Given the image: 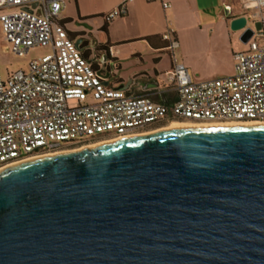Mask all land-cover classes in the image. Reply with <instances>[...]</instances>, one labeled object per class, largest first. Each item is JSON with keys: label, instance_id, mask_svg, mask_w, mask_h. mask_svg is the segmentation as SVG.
<instances>
[{"label": "water", "instance_id": "water-1", "mask_svg": "<svg viewBox=\"0 0 264 264\" xmlns=\"http://www.w3.org/2000/svg\"><path fill=\"white\" fill-rule=\"evenodd\" d=\"M247 22H229L242 44ZM0 264H264V126L163 129L1 169Z\"/></svg>", "mask_w": 264, "mask_h": 264}, {"label": "built area", "instance_id": "built-area-1", "mask_svg": "<svg viewBox=\"0 0 264 264\" xmlns=\"http://www.w3.org/2000/svg\"><path fill=\"white\" fill-rule=\"evenodd\" d=\"M134 0H119L103 19L124 17ZM65 0H0V47L18 57L46 52L26 69L0 74V170L83 143L142 134L180 120L190 123H264V0H240L248 22L259 23L245 50L233 55V73L196 82L178 61L175 31L161 35L171 67L159 76L177 101L127 96L104 84L59 14ZM164 9L167 3H162Z\"/></svg>", "mask_w": 264, "mask_h": 264}, {"label": "crops", "instance_id": "crops-1", "mask_svg": "<svg viewBox=\"0 0 264 264\" xmlns=\"http://www.w3.org/2000/svg\"><path fill=\"white\" fill-rule=\"evenodd\" d=\"M118 2L65 0L59 19L68 36L80 40L93 68H101L105 86L127 96L148 94L165 104L175 100L159 83L171 67L161 39L168 28L175 31L178 61L196 82L231 75L233 55L245 50L237 45L241 32L229 27L230 20L248 17L240 0H134L124 17L105 23L103 16Z\"/></svg>", "mask_w": 264, "mask_h": 264}, {"label": "rangeland", "instance_id": "rangeland-1", "mask_svg": "<svg viewBox=\"0 0 264 264\" xmlns=\"http://www.w3.org/2000/svg\"><path fill=\"white\" fill-rule=\"evenodd\" d=\"M246 28L254 29V23H250L249 25H247ZM239 32H241L240 34H242L243 30H240ZM237 41H239V40L237 39ZM237 45L239 47L238 48L239 50L241 48L242 49L246 48V44L242 45L239 42H237ZM45 52H46V50H44V49H38V50L30 51L28 53V55H26L24 57H18V56L13 55V54H5V53H3L1 51V47H0V74H1V76L5 77L6 74H8L10 72H14V71H17L19 69H26L29 59L35 58V57H39V56L43 55ZM175 121L184 122V121H180V120H173L171 122H175ZM171 122L164 123V124H161V125H159L157 127L146 129V130L141 131V132L150 133L152 131L168 127L171 124ZM86 145H90V144L89 143L78 144V145H75L74 147H70V148H68L66 150H79L81 148L88 147Z\"/></svg>", "mask_w": 264, "mask_h": 264}, {"label": "bare ground", "instance_id": "bare-ground-1", "mask_svg": "<svg viewBox=\"0 0 264 264\" xmlns=\"http://www.w3.org/2000/svg\"><path fill=\"white\" fill-rule=\"evenodd\" d=\"M238 126H241V127L264 126V123H252L251 122V123L201 124V123H190V122H177V121H175V122H171V124L168 127L161 128L159 130H155V131H152L150 133H153V132H156V131H160V130H163V129H172V128H188V127L206 128V127H238ZM150 133H142V134H137V135H145V134H150ZM134 136H136V135H134ZM114 140H116V139H114ZM114 140L98 141V142L92 143L90 145H86V146H88L86 148L93 147V146L100 145V144H104V143H108V142H111V141H114ZM67 151H77V150H65V151H61V152H58V153H63V152H67ZM52 155H54V154H52ZM45 156H49V155H45ZM45 156H42V157H45ZM37 158H41V157H36V159Z\"/></svg>", "mask_w": 264, "mask_h": 264}]
</instances>
